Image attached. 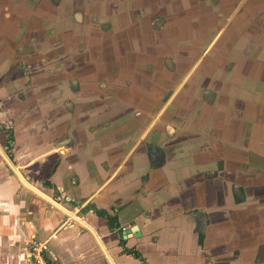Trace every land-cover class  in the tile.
Listing matches in <instances>:
<instances>
[{
  "label": "crops",
  "instance_id": "0c3cea01",
  "mask_svg": "<svg viewBox=\"0 0 264 264\" xmlns=\"http://www.w3.org/2000/svg\"><path fill=\"white\" fill-rule=\"evenodd\" d=\"M148 14L216 19L214 72L159 70ZM0 148L113 264H264V0H0ZM32 238L108 264L0 157V264Z\"/></svg>",
  "mask_w": 264,
  "mask_h": 264
},
{
  "label": "rangeland",
  "instance_id": "374dc122",
  "mask_svg": "<svg viewBox=\"0 0 264 264\" xmlns=\"http://www.w3.org/2000/svg\"><path fill=\"white\" fill-rule=\"evenodd\" d=\"M145 9L148 10L147 8ZM156 16L161 17L163 23L159 26L157 30L151 28L152 25L157 26L159 24V20H157L155 16L148 14L146 18V22L150 30L145 32L147 39L145 38L143 42L146 43L149 42V40L150 41L155 40L154 48L152 47L151 48L148 47V48L149 50H151V55H152V56L150 55V61L155 63L156 67L159 70L161 69L162 71L166 72L168 71L167 69L169 68V71L171 70L173 71L176 70L177 67L183 69L182 66L185 65L186 76L189 75L195 77L198 72L206 73L208 72V70H212L214 72L215 70L214 67H216V64H214L215 63L214 56L217 53L214 42L216 40L215 35H216V29L218 27L216 25L217 22L216 19L213 21H209V20L206 21V17H210L209 15L205 16L198 14H191V15L166 14V15H156ZM211 17L216 18L217 16L213 14ZM95 20L96 19L93 18V21ZM203 30H204V34L202 35ZM96 33H100V32H96ZM179 33H181V35H188L187 37H191L190 42L192 43V45L191 46L185 45L186 42L184 40H188V38L184 40H180L183 39L182 36L175 38V36H179ZM152 42L153 41L149 43ZM182 42H185L184 48L180 47V44H183ZM156 43L158 44L157 47H155ZM185 51H187L186 52L187 56L190 55L191 60L184 61V59L182 58L183 55L181 54H183ZM211 56L213 58H211ZM174 60H176V62ZM213 76L214 75L212 73H208L206 75L204 74V77L198 80L200 82V85L194 86V88L196 89L200 87L203 89L210 87L211 85L209 83V80L214 81ZM166 96L167 94H165V98Z\"/></svg>",
  "mask_w": 264,
  "mask_h": 264
},
{
  "label": "water",
  "instance_id": "95a60500",
  "mask_svg": "<svg viewBox=\"0 0 264 264\" xmlns=\"http://www.w3.org/2000/svg\"><path fill=\"white\" fill-rule=\"evenodd\" d=\"M0 157L2 158V160L7 164L8 168L13 172V174H15V176L20 180V182L25 186L27 187L29 190H31L32 192H34L35 194H37L39 197H41L43 200H45L47 203H49L51 206H54L55 208L59 209L60 211H62L67 217H70L71 220H73V222H77L79 224H81V226H83L86 230H88L97 246L99 247V249L101 250L106 262L108 264H113V262L111 263V259L110 257L108 256L107 252L105 251L104 247L102 246L100 240L98 239V237L96 236V234L94 233V231L86 224H82L80 220H77V216L78 214H83L82 211L79 210L77 216L76 215H73L70 211L64 209L63 207H61L60 205H58L54 199H47L45 196H43V194L41 192H39L38 190H36L35 188H33L32 186H30L28 183L25 182V180H23V178L21 176H19V174L15 171V169L13 168V165L10 163V161L7 159L5 153H4V149L0 148ZM75 205V204H74ZM73 205V206H74ZM75 207L77 208L78 207V204L75 205ZM64 209V210H63ZM136 229V226H132L130 229H126L124 231H121L122 234H127L129 232H135ZM123 237V236H122ZM125 238V236L123 237Z\"/></svg>",
  "mask_w": 264,
  "mask_h": 264
},
{
  "label": "built area",
  "instance_id": "2783aa9c",
  "mask_svg": "<svg viewBox=\"0 0 264 264\" xmlns=\"http://www.w3.org/2000/svg\"><path fill=\"white\" fill-rule=\"evenodd\" d=\"M121 231L125 228L121 227ZM48 243L44 239L32 238L28 248L29 264H56L54 258H48Z\"/></svg>",
  "mask_w": 264,
  "mask_h": 264
},
{
  "label": "trees",
  "instance_id": "16d2710c",
  "mask_svg": "<svg viewBox=\"0 0 264 264\" xmlns=\"http://www.w3.org/2000/svg\"><path fill=\"white\" fill-rule=\"evenodd\" d=\"M237 201H238V200H237ZM93 211H94L95 214L100 215V216H102V217H105L106 220H107V225H108L109 227L112 225V224H111V219H110V217L107 216V215H105V212H104V211H102V210H98V209H93ZM201 242H202V233L199 231V232H198V243L201 244ZM125 251H126L127 253L131 254L132 256L139 258V259L141 260V262H140L139 264H143V263H142L143 260L140 258V256H139L135 251H133V250H131V249H127V250L125 249Z\"/></svg>",
  "mask_w": 264,
  "mask_h": 264
},
{
  "label": "bare ground",
  "instance_id": "6f19581e",
  "mask_svg": "<svg viewBox=\"0 0 264 264\" xmlns=\"http://www.w3.org/2000/svg\"><path fill=\"white\" fill-rule=\"evenodd\" d=\"M43 196H45V195L43 194ZM45 197H46L47 199H51V198H50V197H48V196H45ZM63 210H64V209H63ZM77 219H78V218H77ZM80 221H81V220H80ZM81 223H82V224H85V223H84V222H82V221H81ZM111 263H112V260H111Z\"/></svg>",
  "mask_w": 264,
  "mask_h": 264
},
{
  "label": "flooded vegetation",
  "instance_id": "af4514ba",
  "mask_svg": "<svg viewBox=\"0 0 264 264\" xmlns=\"http://www.w3.org/2000/svg\"><path fill=\"white\" fill-rule=\"evenodd\" d=\"M200 232H201V230H200Z\"/></svg>",
  "mask_w": 264,
  "mask_h": 264
}]
</instances>
